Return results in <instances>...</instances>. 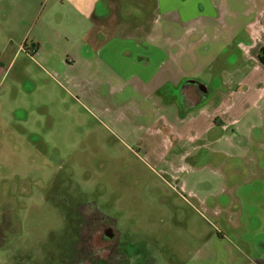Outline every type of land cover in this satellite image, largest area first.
<instances>
[{
  "label": "rangeland",
  "instance_id": "1",
  "mask_svg": "<svg viewBox=\"0 0 264 264\" xmlns=\"http://www.w3.org/2000/svg\"><path fill=\"white\" fill-rule=\"evenodd\" d=\"M139 1L100 23L91 0H0V264H264V89L234 98L235 132L181 146L208 100L191 112L183 81L142 88L100 50L134 30L115 16L136 21ZM228 50L197 75L210 88L223 65L250 69Z\"/></svg>",
  "mask_w": 264,
  "mask_h": 264
},
{
  "label": "crops",
  "instance_id": "2",
  "mask_svg": "<svg viewBox=\"0 0 264 264\" xmlns=\"http://www.w3.org/2000/svg\"><path fill=\"white\" fill-rule=\"evenodd\" d=\"M113 7L122 8L123 4L119 0H91V19L100 23H106L109 19L110 23ZM135 7L140 9L133 13L136 21L133 18L126 19L122 14L115 16L119 19L117 25L135 26L134 30L124 36H110L100 46L102 55L109 64H120L119 68L125 74L138 78L140 86L145 89H162L166 83L180 88L179 82L181 84V81L184 83L192 80L190 84L182 83L183 90L190 87L195 89L193 92L185 90L180 93L184 97L182 103L192 112V107H201L208 100L206 105L210 106L211 113H208L209 107L202 106L203 111L200 109V115L193 119H202L203 116L206 121L209 115V126L204 129L197 127L193 137L177 135L176 141L179 140L181 146L192 144L191 149L198 152L199 148H204L201 140L205 139L213 127L221 130L231 128L235 132L233 126L243 113H233L238 106L234 98H246L253 88L264 89V82L261 80L254 79L255 83L248 84L249 77H236L238 74L250 73L254 78L253 73L264 70V66L258 61V52L264 46V0H248L246 4L240 0H151L152 16L143 21L142 11L149 7L147 0H140L139 7ZM244 16L246 21L241 19ZM234 48L242 52L243 64L246 63L243 66L250 69L239 65L234 67L235 61L229 69L227 65H223L219 69L221 71L218 70L220 82L214 81L210 88L197 75L207 74L210 77L212 72L209 73V70L213 69L214 62L225 50L229 52L226 58L232 61ZM160 98L161 96L156 95L155 103L159 104ZM167 99L166 103L173 106L169 113L172 114L181 105L176 94L169 95ZM160 126L167 127L166 124ZM252 128L253 126L250 129ZM225 137H215L211 139V143ZM197 140L201 144L195 148L193 142ZM243 149L249 150L248 144ZM215 152L223 153L219 150ZM260 255L264 257V252Z\"/></svg>",
  "mask_w": 264,
  "mask_h": 264
},
{
  "label": "flooded vegetation",
  "instance_id": "3",
  "mask_svg": "<svg viewBox=\"0 0 264 264\" xmlns=\"http://www.w3.org/2000/svg\"><path fill=\"white\" fill-rule=\"evenodd\" d=\"M79 242V241H78ZM121 254L123 255L119 260H118V262L120 263V264H122V262L124 261V259H125V255H124V253L121 251ZM103 255V254H102ZM99 256L98 257V259H97V261H93V262H90L91 264H94V263H98V264H111L110 262L108 263L106 260H109L108 259V254L107 255H103V256ZM110 258V257H109ZM67 259V258H66ZM61 261H64V260H61ZM86 262H88V261H86ZM85 262V263H86ZM84 263V264H85Z\"/></svg>",
  "mask_w": 264,
  "mask_h": 264
},
{
  "label": "trees",
  "instance_id": "4",
  "mask_svg": "<svg viewBox=\"0 0 264 264\" xmlns=\"http://www.w3.org/2000/svg\"><path fill=\"white\" fill-rule=\"evenodd\" d=\"M258 61L264 66V46L258 52Z\"/></svg>",
  "mask_w": 264,
  "mask_h": 264
}]
</instances>
